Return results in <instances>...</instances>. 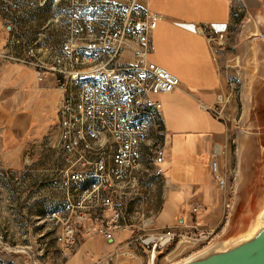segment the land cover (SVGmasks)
Returning <instances> with one entry per match:
<instances>
[{
	"label": "built area",
	"instance_id": "2783aa9c",
	"mask_svg": "<svg viewBox=\"0 0 264 264\" xmlns=\"http://www.w3.org/2000/svg\"><path fill=\"white\" fill-rule=\"evenodd\" d=\"M147 2L67 0L64 17L58 18L63 21V34L51 66L38 55L48 49L46 41L29 42L10 32L0 50L1 60L33 66L39 80H44L46 72L58 75L56 84L63 96L55 143L61 153L57 174L64 201L42 219L49 222L57 241L65 250H74L80 242L79 228L91 230L92 225L85 224L107 210L112 211L111 217L97 228L105 239H114L117 230L134 228L103 264H145L146 257L147 264H181L200 255L214 233L193 221L160 228H154L149 218L142 220L141 227L126 221L130 205L143 195L142 181L151 172L163 174L164 143L151 150L153 169L139 163V156L149 147L146 120L160 115L161 102L155 96L181 85L176 74L149 57L151 33L161 15L151 13ZM186 26L197 29L194 23ZM199 28L212 41L226 35L215 25ZM64 60L70 68L62 69ZM217 111L222 114V109ZM80 122L88 123L90 141L81 140ZM210 167L217 186L226 189L217 155ZM108 175H115L116 183H109ZM81 179H91V186L77 190ZM202 206L194 204L192 214Z\"/></svg>",
	"mask_w": 264,
	"mask_h": 264
},
{
	"label": "rangeland",
	"instance_id": "374dc122",
	"mask_svg": "<svg viewBox=\"0 0 264 264\" xmlns=\"http://www.w3.org/2000/svg\"><path fill=\"white\" fill-rule=\"evenodd\" d=\"M260 2L261 16L264 17V0ZM247 3L252 6L259 4L258 0H247ZM66 7L67 0H0V50L6 46L10 32L29 42L38 39L41 42L46 41L48 49L43 48L38 51V55L44 64L51 66L63 34V21L57 16L64 13ZM150 12L158 13L152 9ZM164 58L166 62L165 66H162L174 74L179 73L175 59L169 55H165ZM259 60L261 64L257 73H247L248 80L243 73H240L239 78L236 76V104H232L236 112L234 131L230 132L232 135L228 137V157L224 161L219 159L220 168L227 179L226 189L217 186L212 171L210 170L209 173L201 158L197 161L196 166L201 181L207 182L214 192L221 191L225 195L224 214L222 217H215L218 221L215 220L214 233L210 240L205 242L208 246L201 254L210 250H223L246 240L263 225L261 215L264 210V55H261ZM66 64L70 62L64 60L61 63L62 69L70 68V65ZM241 65L238 58H235V67L241 70ZM57 77L56 73L50 71L46 72L44 80H39L37 70L33 66L0 59V114L11 115L20 110L28 115L36 126L27 136L30 147L27 153L24 152L22 155V160L26 161L27 165L25 185H22V188L24 187L28 194L26 204L28 214L32 212L36 193L39 195L38 202L45 209L44 213L53 208L52 204L60 206L64 201V193L58 183L57 174L59 171L57 163L61 153L58 152L55 143L58 133L57 110L63 96L62 90L57 88ZM196 94L200 99L195 104L184 94L166 95L158 99L161 102L160 112L165 121L168 137L173 135L175 140L173 150H176L179 131H213L211 125L213 114L210 109L204 110L201 105L208 100L201 94ZM158 95L160 93L156 96ZM174 100L183 103L180 108L182 113L176 112L183 116L181 119H178L170 107V103ZM232 106L225 104L224 112L229 109L232 115ZM147 121L150 136H155L149 142L150 155L152 148L159 141L156 135L160 136L164 127L158 113L148 116ZM36 129L40 130L36 131ZM49 138L51 139L48 141ZM46 141L49 144H45ZM189 150L194 154L193 161H195V158H198L197 149L195 146H190ZM170 153L171 149L167 147L165 157L170 156ZM177 157L184 160L181 155L177 154ZM14 176L18 177V174ZM156 189L155 202L158 206L167 196V188L165 189V183L160 182ZM139 199L130 205V215L126 216V221L137 227L142 226L144 218L153 219L152 215L134 208V203ZM1 207L0 200V209ZM138 211L140 214L137 213ZM169 211H171L170 203L165 208V219L171 218ZM44 216L39 219L43 226L39 227L38 231L28 230L23 233L26 234V245L19 250L25 258L24 264H37V262L38 264H69L67 260H72V256H75L73 261L77 264H87L86 262L93 257L95 263L98 261L96 264H103L117 247L97 232V228L103 224L87 222L85 225L91 224L93 228L87 231L85 227H80L79 245L72 251L65 250L57 241L49 222L42 220ZM17 239V232L6 231V228L0 225V264L12 262L13 256L10 254L12 256L10 257L9 252L14 251V248H10L7 241ZM211 242L214 243L209 246ZM91 243L97 254L86 257L83 261L86 256L85 250L89 249L88 245Z\"/></svg>",
	"mask_w": 264,
	"mask_h": 264
},
{
	"label": "crops",
	"instance_id": "0c3cea01",
	"mask_svg": "<svg viewBox=\"0 0 264 264\" xmlns=\"http://www.w3.org/2000/svg\"><path fill=\"white\" fill-rule=\"evenodd\" d=\"M258 3L252 6L247 3V0H148L147 2L150 11L152 9L161 15L151 33L153 51L149 57L163 66L166 62L165 55L174 58L179 72L176 75L181 80V85L176 90L162 92L155 98L184 94L190 102L195 104L200 99L196 94L199 93L208 100L207 103H201L202 108L210 109L213 114L211 119L213 131H179L176 150H173L175 143L173 135L168 137L165 121L161 116L164 133L161 131L160 136L157 134L156 136L159 137L157 140H159L158 143L165 144V152L168 147L171 153L161 163L162 175L151 172L142 181L143 195L133 205L134 208L152 215L154 228L179 222L188 224L193 221L200 227L213 229L215 220L218 221L215 217H222L224 214V193L214 192L207 182H202L196 165L201 158L210 173V161L214 156L217 155V158L223 161L228 157V137L232 135L230 132L234 131L236 121L235 107L232 106L236 104V76L239 78L240 73H243L248 80L247 73H257L261 64L259 59L261 55H264V17L261 16L260 0ZM188 23L196 24L197 29L189 28L186 26ZM212 25L226 32L223 40L212 41L205 29L199 28V26L208 28ZM235 58L242 63L241 70L235 67ZM182 104L176 100L170 103L178 119L183 118L181 114L176 113L180 112ZM225 104L232 106V115L229 109L224 112ZM218 108L222 109V114L218 113ZM34 127L36 126L32 120L23 111L19 110L11 115L0 114V200L2 205L0 225L2 224L6 231L18 233L17 240L7 241L8 246L14 248V251L9 252V256H13L10 264L25 263L23 253L19 250L26 245V234L23 233L28 230L38 231V228L43 226L39 219L59 206L52 204L53 208L44 213L45 209L38 202L39 195L36 193L32 212L28 214L26 206L28 194L26 189L22 188V185H25L27 165L26 161L22 160V155L24 152L27 153L30 147L27 136ZM39 130L36 129V131ZM154 137L149 134L148 143ZM190 146H195L197 149L196 157L198 158H195V161H193L194 154L189 150ZM177 154L184 160L178 158ZM143 163L145 168L153 169L149 161V147L145 152ZM15 174H18V177L14 176ZM160 182L165 183L167 196H164L165 198L157 206L156 186ZM198 202H201L203 206L194 215L192 207ZM168 203H170L169 217L171 218L165 219L164 212ZM111 214L112 211L107 210L95 216L90 222L104 224ZM133 231V227L117 230L115 238L108 241L116 245L129 238ZM213 243L211 242L209 246ZM88 248L87 251L85 250L86 256L83 261L86 257L97 254L92 243L88 245ZM74 258L75 256H72V260L67 262L77 264L73 261ZM147 262L148 257L145 258V264ZM86 263H95V258Z\"/></svg>",
	"mask_w": 264,
	"mask_h": 264
},
{
	"label": "water",
	"instance_id": "95a60500",
	"mask_svg": "<svg viewBox=\"0 0 264 264\" xmlns=\"http://www.w3.org/2000/svg\"><path fill=\"white\" fill-rule=\"evenodd\" d=\"M263 226L250 238L223 250H210L181 264H264Z\"/></svg>",
	"mask_w": 264,
	"mask_h": 264
},
{
	"label": "bare ground",
	"instance_id": "6f19581e",
	"mask_svg": "<svg viewBox=\"0 0 264 264\" xmlns=\"http://www.w3.org/2000/svg\"><path fill=\"white\" fill-rule=\"evenodd\" d=\"M63 17H64V13H61L57 16V18H63ZM146 127L148 128L147 121H146ZM80 136H81V140L90 141V132H88V123L87 122H80ZM144 155L145 154H141V156H139V163H143ZM108 182L109 183H116V176L115 175H108ZM90 186H91V179H81V180L76 182V189L77 190H84L85 188H89ZM207 246L208 245H205V248Z\"/></svg>",
	"mask_w": 264,
	"mask_h": 264
}]
</instances>
